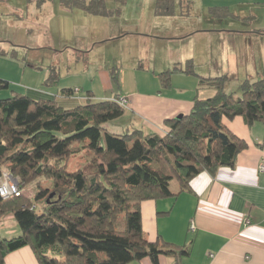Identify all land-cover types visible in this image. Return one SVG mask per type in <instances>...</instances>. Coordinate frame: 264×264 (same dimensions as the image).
Segmentation results:
<instances>
[{"label": "trees", "instance_id": "16d2710c", "mask_svg": "<svg viewBox=\"0 0 264 264\" xmlns=\"http://www.w3.org/2000/svg\"><path fill=\"white\" fill-rule=\"evenodd\" d=\"M171 1L158 0L157 12H171ZM86 9L106 13L98 0ZM187 66L176 69L216 94L207 99L196 94L188 114L165 121L164 135L142 128L111 131L108 124L126 112L117 98L89 95L73 108L60 104L59 98H72L80 89L40 99L25 93L0 99V178L8 170L22 191L8 198L0 194V218L13 215L20 227L18 235L0 234V264L24 247L32 248L40 264H129L146 257L159 264L162 255L179 261L190 255L186 246L147 237L141 205L173 196L174 179L186 189L204 171L236 166L248 143L225 121L241 116L250 127L264 125V75L247 77L237 95L227 89L230 76H200L192 60ZM161 75L169 83L170 72ZM58 80L52 67L46 85ZM8 83L0 79V88ZM84 150L92 155L89 164L69 170V157ZM30 187L32 196L24 194Z\"/></svg>", "mask_w": 264, "mask_h": 264}, {"label": "crops", "instance_id": "0c3cea01", "mask_svg": "<svg viewBox=\"0 0 264 264\" xmlns=\"http://www.w3.org/2000/svg\"><path fill=\"white\" fill-rule=\"evenodd\" d=\"M93 1L0 0V52H42L45 48L61 55L72 51L79 57H91L101 48L97 53L100 57L105 49L117 44L123 52L129 47L140 52L154 46V53L166 52L165 58L157 61L155 55L148 65L162 70L176 63L182 66L186 60L200 62L204 54L215 51L220 60L209 73H204L206 76L232 74L237 78L241 68L250 69L257 76L264 74L258 72L259 66L264 70V27H234L241 21L256 22L260 18L264 23V0H172L169 13L157 12L158 0H98L106 13H91L86 6ZM207 23L222 27L207 29ZM35 28L38 36L34 43L23 41L25 34ZM202 41L216 44L210 47ZM256 47L259 51L252 50L251 54L244 50ZM225 60L228 72L222 65ZM87 63L88 66L84 65L91 67L92 61ZM104 63L102 58L101 66ZM185 77L188 85L176 87L175 94L165 93L160 87L156 91H142L138 85L127 91L122 97L127 99L126 112L112 126L166 134L169 127L165 121L188 114L196 94L201 99L216 94L214 89H199L198 78ZM0 79L6 80L5 75L0 73ZM22 93L40 99L60 92L38 85L26 87ZM80 93L81 90L74 93L72 98L61 97L59 102L67 109L73 108L88 100ZM3 96L9 95L0 91V99ZM225 123L248 143L234 168L221 167L214 174L204 171L186 189H181L180 184L174 189L171 184L173 196L141 205L143 227L150 240L162 236L190 250V255L180 261L162 255L159 264H264V125L256 123L250 127L241 116ZM19 233L15 221L0 229L6 237ZM4 264L40 263L32 248L24 247L9 253ZM129 264L154 263L146 257Z\"/></svg>", "mask_w": 264, "mask_h": 264}, {"label": "rangeland", "instance_id": "374dc122", "mask_svg": "<svg viewBox=\"0 0 264 264\" xmlns=\"http://www.w3.org/2000/svg\"><path fill=\"white\" fill-rule=\"evenodd\" d=\"M261 20L263 19L260 18L256 22L241 21L239 23H236L234 27H240V29L242 28L247 30H257L261 27H264V23ZM218 25L214 23H207L204 27L207 29H218V27H222L221 25ZM34 30V32H27L24 36L25 39L23 41L34 43V40L36 39L35 37L38 36V29L35 28ZM199 41L200 40H194L193 42ZM202 43L208 46L210 44V47L215 46L216 44L215 41H202ZM100 49L101 48L96 49L91 57H79V54L75 55L72 51L61 55L45 48L41 49L42 52L32 50L27 51L25 49V51L16 49L18 52H8V50L5 52H0V73L4 74L6 81L9 82L8 87L0 88L1 92H4L9 96H3L1 99L15 95V93H22L26 91V87L33 88L37 87L38 85L41 88L48 87L46 85L48 78L46 76V79L45 75L48 73L49 77L50 69L52 67L56 68L59 80L48 88L57 90L60 92L59 94H61L62 89L64 88L72 87L75 89L78 87L81 90V96L87 97L90 95L93 96L95 100H100L98 99L99 97H106L104 99L125 97L126 92H130L131 89L134 88L136 89L137 85L138 87H141L140 89L142 91H156L160 87L165 93L171 92L175 94L177 91L175 90L176 87H184L188 85V82L185 81V76H192L191 78H193L194 76L188 75L187 73L176 69V66H178L179 68L181 67L184 70L187 69V60L184 61V64L182 66L179 63H176L172 64L170 67H164L162 68V70L159 66L148 65V61L153 62L155 60V55L157 61L165 58L163 57V54H166V52L158 51V53H154V46L140 52L133 51V49L131 50V48L129 47L123 52L121 51L120 44H117L113 45V47L105 49L104 54L99 57L97 53ZM259 49V47H256L255 49L244 48V50L248 52V54H251L250 51L252 50L259 51ZM142 52L143 54H141ZM102 58L105 62L103 66H101ZM219 60L220 57L215 51L206 53L204 54L203 58L200 59V62L193 61V69L198 75L206 76L204 75V73H209L212 68H215V66H217L216 63ZM87 61H92L91 67H87ZM32 63H35L33 64L34 67L31 65ZM84 64H86L87 66H85ZM259 64L260 61L258 60V65ZM222 65L225 67V71L228 72L226 60L224 64L222 63ZM25 68L27 69L25 70ZM113 72L117 75L118 79L113 77ZM164 72H170L171 74L169 83L166 82V79L161 75ZM258 72H264L261 66H259ZM240 73L241 74H239L238 77L236 76L237 78H234V76L231 74V79L227 87L228 91L236 92L237 95H240V85L245 81L247 75H250L248 77H254V79H259L264 75L263 74L262 76H257L256 72H250V69L247 71L243 68H241ZM210 76V74H207L206 77ZM194 77L197 78L196 76ZM178 79L180 80L179 82L177 81ZM84 102L86 101H82L81 103ZM108 126L111 131H115L118 133L125 132V130H123L122 128L117 129L113 127L112 123H109ZM91 159L92 155H90V153L85 150L80 152L79 154L70 156L67 161L68 169L77 170L79 168L86 167ZM171 184L172 188L174 189L179 186V182L176 179H174ZM44 185L46 186L47 183H45ZM34 192V188L30 187L26 191H24V194L32 196ZM11 221L16 222L13 215L1 217L0 229L8 226ZM11 236L14 235L10 234V237Z\"/></svg>", "mask_w": 264, "mask_h": 264}, {"label": "built area", "instance_id": "2783aa9c", "mask_svg": "<svg viewBox=\"0 0 264 264\" xmlns=\"http://www.w3.org/2000/svg\"><path fill=\"white\" fill-rule=\"evenodd\" d=\"M120 103L125 106L127 99H120ZM261 170L264 171V164L261 165ZM21 192L17 178L11 172L5 170L0 178V194L4 198H8L11 196H20Z\"/></svg>", "mask_w": 264, "mask_h": 264}, {"label": "water", "instance_id": "95a60500", "mask_svg": "<svg viewBox=\"0 0 264 264\" xmlns=\"http://www.w3.org/2000/svg\"><path fill=\"white\" fill-rule=\"evenodd\" d=\"M181 117H182V115L177 116V118H181Z\"/></svg>", "mask_w": 264, "mask_h": 264}]
</instances>
